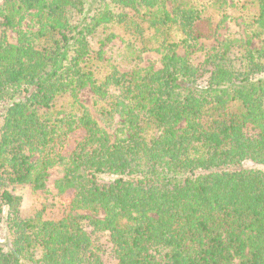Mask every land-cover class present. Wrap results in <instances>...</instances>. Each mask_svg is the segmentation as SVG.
<instances>
[{
	"label": "trees",
	"instance_id": "obj_1",
	"mask_svg": "<svg viewBox=\"0 0 264 264\" xmlns=\"http://www.w3.org/2000/svg\"><path fill=\"white\" fill-rule=\"evenodd\" d=\"M0 1V264H264V0Z\"/></svg>",
	"mask_w": 264,
	"mask_h": 264
},
{
	"label": "rangeland",
	"instance_id": "obj_2",
	"mask_svg": "<svg viewBox=\"0 0 264 264\" xmlns=\"http://www.w3.org/2000/svg\"><path fill=\"white\" fill-rule=\"evenodd\" d=\"M1 5V1H0ZM226 30L221 31L220 37L226 33ZM236 30V27L232 24L229 26L228 31ZM8 37L11 42L14 41L15 35L13 33H9ZM254 46H257V42L254 41ZM215 41H207L203 42L199 49L194 52L193 58L196 62H202L203 55L209 50L211 47L215 46ZM121 47V42L119 40L115 41L112 46L109 47L108 53L115 55L117 50ZM184 52L180 51V54L183 55ZM159 57L154 54H147L144 56L143 65L148 66L152 65L155 68L159 67L158 63ZM208 68V67H207ZM209 70V69H208ZM207 70V72H208ZM206 71L202 74L200 78V83L204 84L207 73ZM90 93L88 90H85L80 93L81 101L89 106L90 104ZM60 178V172L56 169L50 170L49 175L46 180L45 188L41 191H33L27 186L17 187L14 193L21 198V213L23 216H33L36 213H41V215L46 219L55 220L60 218L68 204V201L71 198V193H66L64 195H59L56 190L55 182ZM99 241L103 244L105 249L104 255V263L105 264H116V261L111 252L110 243L107 241L106 237L99 238Z\"/></svg>",
	"mask_w": 264,
	"mask_h": 264
}]
</instances>
